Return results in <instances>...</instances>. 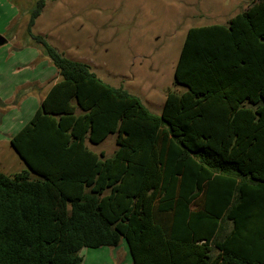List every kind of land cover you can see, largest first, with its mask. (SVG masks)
Instances as JSON below:
<instances>
[{
	"label": "trees",
	"instance_id": "1",
	"mask_svg": "<svg viewBox=\"0 0 264 264\" xmlns=\"http://www.w3.org/2000/svg\"><path fill=\"white\" fill-rule=\"evenodd\" d=\"M45 6L28 35L60 80L10 139L29 171H0V264L122 241L133 264H264V0L188 30L160 115L33 35Z\"/></svg>",
	"mask_w": 264,
	"mask_h": 264
},
{
	"label": "rangeland",
	"instance_id": "2",
	"mask_svg": "<svg viewBox=\"0 0 264 264\" xmlns=\"http://www.w3.org/2000/svg\"><path fill=\"white\" fill-rule=\"evenodd\" d=\"M252 0H46L32 27L68 59L88 64L103 81L138 96L156 115L169 93H182L174 72L189 29L226 25ZM38 0H0V171L14 175L29 168L10 143L32 119L37 94L59 75L51 60L28 35ZM31 106V107H29ZM97 153L111 157L117 149L110 136ZM83 264L132 263L125 241L114 247L83 248Z\"/></svg>",
	"mask_w": 264,
	"mask_h": 264
},
{
	"label": "crops",
	"instance_id": "3",
	"mask_svg": "<svg viewBox=\"0 0 264 264\" xmlns=\"http://www.w3.org/2000/svg\"><path fill=\"white\" fill-rule=\"evenodd\" d=\"M35 80V82H33V85H31L30 87H29V89H31V91H32V93H35V94H37V97H38V100L37 101H35V100H33L32 101V110H33V108H34V110H36V108L39 106V104L41 105V103H42V101H43V99L45 98V96L47 95V93H48V91L50 90V88L53 86V85H55L59 80H60V76L58 75V76H56L53 80H52V82H50L48 85H46V86H43V83H41V80H42V78H35L34 79ZM29 107H31V106H29ZM38 110V109H37ZM13 136H9V138L11 139ZM94 147V146H93ZM119 247V246H118ZM115 249L117 248V247H114ZM125 260V262L123 263V264H129V263H127L128 262V260H126V259H124ZM133 263V262H132Z\"/></svg>",
	"mask_w": 264,
	"mask_h": 264
},
{
	"label": "water",
	"instance_id": "4",
	"mask_svg": "<svg viewBox=\"0 0 264 264\" xmlns=\"http://www.w3.org/2000/svg\"><path fill=\"white\" fill-rule=\"evenodd\" d=\"M7 41L8 39L5 36L0 35V47L4 46L7 43Z\"/></svg>",
	"mask_w": 264,
	"mask_h": 264
}]
</instances>
